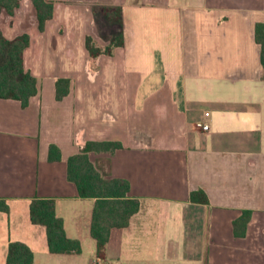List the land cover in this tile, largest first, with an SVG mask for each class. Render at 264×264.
I'll return each instance as SVG.
<instances>
[{"label":"crops","instance_id":"obj_1","mask_svg":"<svg viewBox=\"0 0 264 264\" xmlns=\"http://www.w3.org/2000/svg\"><path fill=\"white\" fill-rule=\"evenodd\" d=\"M44 30L32 0L9 15L0 35L30 38L23 67L38 93L23 108L0 99V264L10 242L33 264H264V80L255 25L264 0H45ZM101 7H120L119 24ZM92 60L86 37L105 47ZM70 80L56 99V81ZM209 113L208 116L205 114ZM209 125L204 131L203 126ZM89 141L120 142L89 152L106 178L129 182L140 208L110 229L101 251L91 234L95 199L81 198L68 159ZM59 161L48 160L50 145ZM202 190L208 204L190 201ZM54 199L66 236L81 253H50L46 229L30 221L31 200ZM245 210L244 237L233 223Z\"/></svg>","mask_w":264,"mask_h":264},{"label":"trees","instance_id":"obj_2","mask_svg":"<svg viewBox=\"0 0 264 264\" xmlns=\"http://www.w3.org/2000/svg\"><path fill=\"white\" fill-rule=\"evenodd\" d=\"M20 0H0V7L9 15L19 6ZM37 12L38 25L44 30L46 21L53 17L54 6L45 0H32ZM99 12L110 22H121L120 7H101ZM255 41L261 47V79L264 80V24L255 25ZM30 38L24 34L14 40H7L0 35V99L19 101L23 108L27 107L30 99L37 95V80L23 67V51L29 46ZM86 48L92 60L100 55H111L115 48L123 45V35L118 34L110 44L100 47L91 36L86 37ZM56 99L64 98L70 88V80L60 78L56 81ZM122 148L120 142L89 141L82 151L68 159V179L75 183L81 198L95 199L91 234L97 241L98 251H101L109 239L110 229L125 227L130 218L138 212L140 201L128 197L130 185L127 180L104 177L96 166L89 160L88 153H113ZM61 152L56 145H50L48 160L59 161ZM190 201L196 204H208L209 200L202 190L190 193ZM0 211L8 212L9 206L0 199ZM30 221L34 225L46 229L47 245L50 253H81L82 245L78 239L66 236L64 221L56 215L54 199L31 200L29 205ZM251 218V211L245 210L233 223L236 237H244L246 227ZM34 254L24 243L10 242L8 245L5 264H33Z\"/></svg>","mask_w":264,"mask_h":264},{"label":"built area","instance_id":"obj_3","mask_svg":"<svg viewBox=\"0 0 264 264\" xmlns=\"http://www.w3.org/2000/svg\"><path fill=\"white\" fill-rule=\"evenodd\" d=\"M205 115L208 116L209 113H206ZM203 130H204V131L209 130V125H208V124H205V125L203 126Z\"/></svg>","mask_w":264,"mask_h":264}]
</instances>
